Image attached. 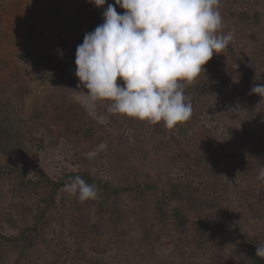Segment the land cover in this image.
Segmentation results:
<instances>
[{
  "label": "trees",
  "instance_id": "16d2710c",
  "mask_svg": "<svg viewBox=\"0 0 264 264\" xmlns=\"http://www.w3.org/2000/svg\"><path fill=\"white\" fill-rule=\"evenodd\" d=\"M219 11L223 21H229L233 27L245 31L248 44L238 50L236 43L231 40L222 53L213 55L201 75L200 81L203 83L197 88L198 96L206 98L223 91L236 93L241 102L239 101V108L235 111H246V117L239 120L242 115L236 114L234 120L240 123L249 121L252 129L258 130L257 138L261 143L256 144L250 139L249 149L242 153L223 146L209 125L203 124L192 130L194 143L186 138L188 136H181L179 141L174 137L172 148L168 146L167 149L169 155L177 159V163H183L186 171L213 176L211 184L218 181L213 200L219 208L227 210L228 215L211 214L212 204L207 205L203 200L204 194L190 187L187 182L179 184L166 179L159 183L157 179L160 176L151 173L133 175L129 159L124 162L118 160L122 165L121 174L118 173L119 168L115 171L113 169L110 175L96 172L84 157L106 141L108 135L102 124L91 118L80 104L70 99V78L62 75L53 81V89L47 95L45 103L36 105L31 115L25 117L24 99L30 90L21 74L17 73L13 79V84L17 87L16 103H11L0 94V159H3L0 160V193L7 189L17 197L7 207L2 206L0 196V264H5L7 260L6 255H1L5 247L27 249L29 244L38 240L50 244L51 239L44 235V226L51 219L62 220L68 196L69 199L80 200L78 194L65 188L70 183V178L76 176L95 186L97 198L84 202L92 209L93 214L109 217L116 232L114 241L92 240L82 244L85 250L93 254L106 255L111 249L119 252L122 240L127 235V223L136 220L140 238L147 245L157 242L160 231L167 228L181 234L192 227L212 237L228 234L233 241L232 255H228L232 257L227 256L231 258L229 264H264V259L256 256V247L264 246V232L244 236L242 223L231 212L229 201L226 200L230 191H225L228 184L222 178V173L237 169V173L243 177L241 179L251 188L262 187L261 203L254 206L253 213L260 215V208L264 212V179L259 178L260 171L264 169V128L255 114L259 112L258 115L264 117V104L262 110L254 111L247 107L246 103L253 96L261 97L251 93L250 87L247 89L242 84L241 67L235 68L240 62L250 58L252 67L248 70L249 73L255 74L257 84L264 85V12L245 8L241 4L237 7L227 6L225 2L219 3ZM79 31H82L80 24L73 25L67 31L69 45L74 50L82 44L85 33L90 32ZM75 57L76 54L72 57L73 61ZM21 59L39 68L44 64L41 58L29 55H23ZM245 63L242 69L246 68ZM121 117L128 121L134 120ZM221 119L225 123L228 120L227 117ZM194 120L190 123H195ZM135 121L145 130L158 132L165 129L163 122L150 124L137 119ZM52 131H55V139ZM28 148L31 151L29 161L22 157V151ZM60 161L65 165H61ZM27 163L30 164L26 165ZM121 176L124 177L120 179ZM220 180H223L224 186L219 185ZM62 241L58 240L57 246L52 250L57 259L66 250V244H61ZM177 241L180 239L174 244ZM239 254H243V257H239Z\"/></svg>",
  "mask_w": 264,
  "mask_h": 264
},
{
  "label": "rangeland",
  "instance_id": "374dc122",
  "mask_svg": "<svg viewBox=\"0 0 264 264\" xmlns=\"http://www.w3.org/2000/svg\"><path fill=\"white\" fill-rule=\"evenodd\" d=\"M220 2L232 7L241 4L245 8L264 12V0H220ZM108 4L115 5V0H107L103 8L96 7L90 0H0L2 37L0 94L11 103H16L17 87L13 84V79L17 73H20L30 90L24 99V115L29 117L36 105L41 106L45 103L47 95L53 89L52 82L62 75L68 76L71 81L70 99L80 104L91 118L102 124L108 135L106 141L84 157L96 172L110 175L113 169L115 171L119 168L118 173H120L122 165L118 160L124 162L129 159L132 162L133 175L151 173L160 176L157 179L159 183L166 179L177 181L179 184L187 182L190 187L204 194L203 200L207 205L212 204L213 209H209L211 214L228 215L227 210L219 208L213 200L218 181L215 182L216 184H211L213 176L186 171L183 163H177V159L169 155L167 147L172 148L174 137L179 141L181 136H188L186 138L194 143L192 130L203 124L209 125L218 135V140L223 146L242 153L249 149L250 139L260 144L261 141L259 137L257 138L259 132L257 129H252L249 121L244 120L240 123L234 120L236 114L242 115L239 120L246 117V111L244 113L235 111L241 102L236 93L223 91L200 98L197 88L203 83L200 81L202 72L195 81L185 85L187 90L184 91V95L192 105L191 118L172 130L165 128L158 132L145 130L135 119L128 121L121 115L109 113L105 103L98 104L95 110H88L82 105L83 92L86 93L87 89L75 74L76 64L72 57L76 54V50L69 45L67 31L78 24L82 26V31H93L103 23L102 13ZM115 7L120 14L125 11L118 5ZM223 25L222 31L233 35L232 40L238 50L248 44L242 28L233 27L234 25L232 26L229 21H223ZM23 55L41 58L44 64L41 68L29 65L22 61ZM244 63L246 68L242 69ZM251 64L250 58H246L235 67H241V82L247 89L257 85L254 80L255 74L248 71L252 67ZM206 67L207 65L204 69ZM118 83L123 82L118 81ZM246 104L254 111L262 110L264 99L253 96ZM255 114L264 128V117L258 115L259 112ZM221 117H227V122L225 123ZM193 120L195 123H190ZM52 134L55 139V131H52ZM22 152V157L29 161L30 149ZM0 160L3 161L2 158ZM28 164L30 163L26 165ZM60 164L65 165L62 161ZM237 171L235 169L226 174L222 173V178L228 184L225 191H230L229 199L226 197L231 206L230 210L237 215L242 223L244 236L248 237L264 232L263 210L256 207L261 214L253 213L254 206L261 203L263 189L251 188L241 179L243 177ZM123 177L121 176L120 179ZM221 184L224 186L223 180H220L219 185ZM0 196L2 206L7 207L10 202L17 199L12 191L7 189L1 191ZM126 230L127 235L122 240L123 244L119 252L111 249L106 255H98L85 250L83 243L92 240L107 242L113 239L114 241L116 232L109 217L93 214L92 209L84 201L69 199L68 196L62 220L51 219L44 226V235L51 239L50 244H44L40 240L33 241L27 246L28 250L8 246L1 255L7 257L5 264H29V262L32 264H229L231 258L228 257H232L228 256L232 255L233 251V241L228 234L222 233L212 237L192 227H188L180 234L172 228H167L160 231L157 242L147 245L140 238V228L136 220L129 221ZM57 238L59 241L63 240L61 244H66V250L59 259L52 254L53 248L57 246ZM177 239L180 241L174 244ZM239 257H243V254H239Z\"/></svg>",
  "mask_w": 264,
  "mask_h": 264
},
{
  "label": "clouds",
  "instance_id": "9594fccd",
  "mask_svg": "<svg viewBox=\"0 0 264 264\" xmlns=\"http://www.w3.org/2000/svg\"><path fill=\"white\" fill-rule=\"evenodd\" d=\"M103 8L107 0H90ZM220 0H115L103 10V23L86 32L76 48V76L87 92L82 105L169 130L187 122L192 105L185 85L195 81L214 54L222 53L233 35L222 32ZM62 55V53H61ZM118 81H122L120 84ZM251 93L264 99V85ZM264 179V169L259 173ZM67 191L81 201L96 199L94 185L70 178ZM264 259V246L256 247Z\"/></svg>",
  "mask_w": 264,
  "mask_h": 264
}]
</instances>
